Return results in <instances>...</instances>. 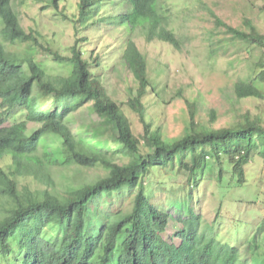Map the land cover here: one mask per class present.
Here are the masks:
<instances>
[{"label": "trees", "instance_id": "trees-1", "mask_svg": "<svg viewBox=\"0 0 264 264\" xmlns=\"http://www.w3.org/2000/svg\"><path fill=\"white\" fill-rule=\"evenodd\" d=\"M15 1L0 0V108L18 109L25 113V120L0 127V162L10 158L14 166L13 171H6L0 163V208L4 211H0V256L7 258L16 248L24 253L22 264H248L240 248L220 242L213 226L203 224L187 202L174 203L177 210L169 213L151 203L143 186L149 173L175 162L187 172L191 185H197L194 171L202 169L209 158L217 164L219 175L221 158H225L235 182L242 185L246 166L255 158L264 161V118L260 115L236 114L232 123L213 128L216 112L210 110L202 119L196 101L186 99L187 121L178 137L168 139L147 123L142 100L153 95L166 102L167 84L161 77L167 66L152 69L134 37L145 43H164L181 53L183 42L172 28L168 0H77L75 27L79 33L90 30L91 35L77 39L69 56L43 47L33 32L23 29ZM30 1L57 7L61 0ZM208 13L213 34L254 45L264 55V34L251 20L244 19V29H239L209 9ZM104 26L110 27L112 40H119L113 43L107 61ZM96 36L102 37L100 51L93 44ZM3 41L36 44L53 63H65L70 70L48 72L28 51H10ZM87 45L93 46L89 57ZM209 54L218 55L213 44ZM120 69L128 75L125 85H130V77L135 83V88L126 87L125 105L138 116L139 136L103 82L109 73L120 78ZM256 69L253 78L233 84L236 103L249 98L264 101V60ZM181 91L177 93L182 97ZM83 107L95 112L97 119L74 133L69 122ZM30 122L38 125L32 131L28 130ZM50 137L59 142L58 154L46 149L38 156L39 147ZM59 163L101 169L103 174L56 190L49 167ZM29 174L48 189L18 190L17 179ZM125 191L134 194L129 211L110 212L102 207L106 196ZM170 224L174 229L167 235ZM255 233L256 237L264 234V217Z\"/></svg>", "mask_w": 264, "mask_h": 264}, {"label": "rangeland", "instance_id": "rangeland-1", "mask_svg": "<svg viewBox=\"0 0 264 264\" xmlns=\"http://www.w3.org/2000/svg\"><path fill=\"white\" fill-rule=\"evenodd\" d=\"M263 1L168 0L174 17L172 28L183 42L181 53L164 43L157 41L145 43L138 36L134 37L135 43L150 58L152 69L156 67L164 69L167 66L166 74L161 77L163 84H167L164 95L166 102L153 95L142 100L145 107L144 116L147 123H151L152 128H159L168 139L178 137L187 121L186 99L196 101L199 108L198 117L202 119L210 110L216 112L217 121L213 128L232 123L236 114L249 112L264 118V101L249 98L236 103L231 92L236 81L248 80L255 76L257 63L264 60L262 50L254 45L245 46L232 42L228 40L227 35L213 34L214 24L208 13L209 9L224 23L239 29H244L243 20L247 18L264 34V12L261 11ZM76 2L77 0H61L57 7H53L44 2L34 3L28 0L20 3L16 0L13 5L15 3V11L23 29L26 32H33L39 44L53 52H59L62 56H69V49L77 39L85 33L91 35L90 30L79 33L78 27H75L73 20L76 14ZM104 29L107 61L113 43H119V40H112L110 27L104 26ZM94 40L93 44H97V51H100L102 37L96 36ZM0 41L2 42L1 36ZM4 44L10 51H28L48 72L70 70V66L65 63H53L48 55L42 54V49L36 44L8 45L6 42ZM211 44L216 48L217 56H210ZM87 46L89 57L93 46ZM120 72V78L109 73L104 77L103 82L109 91H113V98L126 113L133 133L139 136L142 134V125L138 116L125 105L128 96L126 87L131 85L130 87L135 88V83L130 77L128 81L130 85H125L123 80L128 78V75L123 69H120ZM179 90H182V97L177 93ZM95 119H97L96 113L83 107L73 114L69 126L74 133H77ZM23 120H25L24 112L18 109L4 111L0 108L2 123L0 127L11 126ZM37 126L30 122L28 130L32 131ZM86 136L90 137L89 134ZM59 147L58 140L50 137L39 147L37 155L41 157L46 149L58 154ZM221 159V175L218 173L217 164L210 158L206 159L202 169L194 171L193 177L198 181L197 185H191L192 180L188 179L187 172L175 162L166 169L158 168L149 173L143 186L148 190L146 193H150L149 197L154 206L173 213L177 210L174 203L187 202V207L192 208L194 213L204 220L203 224L213 226L220 242L240 248L242 260L247 261L248 264H264V234L256 237L255 233L256 227L264 217V161L259 158L252 160L245 168V182L238 185L231 166L225 158ZM0 163L4 170H14L10 158H4ZM49 173L55 189L62 190L69 183L86 181L95 175L103 174V171L69 167L59 163L51 165ZM80 175H84V178ZM17 182L20 191H23L24 187L28 192L48 189L44 183L35 179L33 174L20 177ZM132 192L125 191L106 196L102 207L110 212L129 211L134 195ZM173 229L174 225L170 224L167 235H171ZM254 237L257 239V251L253 246ZM23 260L24 253L20 254L16 248L9 257L0 256V264H22Z\"/></svg>", "mask_w": 264, "mask_h": 264}]
</instances>
